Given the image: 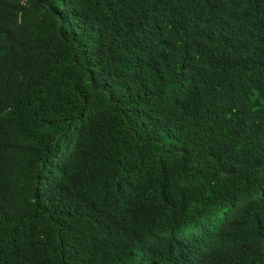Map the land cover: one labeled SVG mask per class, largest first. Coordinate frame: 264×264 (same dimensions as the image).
<instances>
[{
	"label": "trees",
	"instance_id": "16d2710c",
	"mask_svg": "<svg viewBox=\"0 0 264 264\" xmlns=\"http://www.w3.org/2000/svg\"><path fill=\"white\" fill-rule=\"evenodd\" d=\"M0 264H264V0H0Z\"/></svg>",
	"mask_w": 264,
	"mask_h": 264
}]
</instances>
